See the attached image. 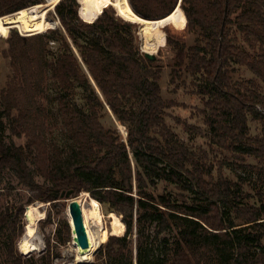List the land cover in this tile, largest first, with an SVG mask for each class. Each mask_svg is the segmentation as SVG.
Returning a JSON list of instances; mask_svg holds the SVG:
<instances>
[{"label": "trees", "instance_id": "1", "mask_svg": "<svg viewBox=\"0 0 264 264\" xmlns=\"http://www.w3.org/2000/svg\"><path fill=\"white\" fill-rule=\"evenodd\" d=\"M44 2L0 0V17ZM178 2L129 0L148 19ZM79 8L61 0L58 27L2 40L0 172L25 186L28 205L88 192L121 216L126 233L99 248L98 264H264V0H182L180 17L163 28L174 53L169 83L202 102L208 150L167 124L176 104L164 97V68L141 51L137 25L110 6L90 23ZM24 211L0 215L9 264H32L17 250Z\"/></svg>", "mask_w": 264, "mask_h": 264}, {"label": "rangeland", "instance_id": "2", "mask_svg": "<svg viewBox=\"0 0 264 264\" xmlns=\"http://www.w3.org/2000/svg\"><path fill=\"white\" fill-rule=\"evenodd\" d=\"M48 0H45L43 4H46ZM81 10L80 1L77 0ZM114 10V6H110ZM56 8V7H55ZM14 14V13H13ZM81 14V13H80ZM82 16V15H81ZM80 16V17H81ZM48 17L51 20L59 21L56 18L55 9L51 10L48 13ZM83 18V17H82ZM84 19V18H83ZM85 20V19H84ZM87 21V20H85ZM89 22V21H87ZM59 26V25H58ZM57 26V27H58ZM175 28H178L174 25ZM161 30L166 33L163 28ZM16 31L19 35L29 37L33 35H26L21 33L16 28H8L5 30L3 34H0V51L4 47L3 39L11 36L12 32ZM9 32L7 35L6 33ZM6 35V36H5ZM140 39V47L143 52V48L141 46ZM157 63H159L163 68V76H162V87L164 92V97L170 101H174L176 106L170 110H168V116L166 118L167 124L171 126V128L186 142H188L194 148H205L208 147V133L206 128L203 126L201 117H200V109L202 108V102L200 99L192 92L188 90H180L175 92L173 85L171 86L169 83V68L168 64L174 57V53L171 48L166 44L165 47L160 48L156 53ZM8 71L7 63L3 59L0 54V82L3 81L4 76ZM247 77H252V75L247 71L242 72ZM184 122L192 125V132L185 130ZM256 128V124L253 125ZM118 128L122 132L124 138H126L127 133L125 129L118 125ZM58 138L62 140H66V136L62 131L59 130L57 125ZM256 132V131H255ZM7 140L10 141L9 133H7ZM23 141L18 140L16 143L20 144ZM215 155H211V159H214ZM227 175L233 176L237 178V174H241L243 176V171L237 169V173L234 170L225 169ZM255 178V177H254ZM164 184H160V191L164 188ZM30 192L23 186L18 179L12 175L8 170L4 169L0 172V215L6 210L10 209L13 206L19 207L20 205H24L25 211L22 217L21 222H19V227H23V234L17 240V250L20 255L24 258H30L32 264H41L43 257H49L47 262L48 264H98L96 261V254L105 243H103L94 253L93 259L91 262L82 263L77 260L75 245L73 243V237L70 229V233L68 234L65 231V225L69 226V214H68V202L60 200L55 204L51 203H43L40 201H36L30 205H28V200L30 198ZM91 195L89 197L85 196V194H81L79 197L82 201L88 202L85 203L86 208H90L91 203ZM93 198V197H92ZM96 200V199H95ZM98 201V200H97ZM100 203V202H99ZM103 218H102V226L105 227L106 230L110 232L109 237L117 234H112L113 229V218L111 217V212H106L105 207L100 203ZM32 206L40 207V211L44 214V219H42L39 223L36 224V232H38V236L40 240H42V248L39 252L31 253L30 255H25L21 250V242L23 240L24 235L27 233V229L29 226L28 221V209ZM117 214V213H116ZM121 218V216H120ZM122 220V218H121ZM70 228V226H69ZM95 224H93V229H95ZM126 233V228L124 229V233L120 234L121 236ZM151 234V241L153 239V235ZM8 231H0V264H9L7 262V240H8ZM170 236V235H169ZM108 237V239H109ZM107 239V240H108ZM134 250L136 247V235H134ZM149 253L152 258H157L162 251V247L159 243L150 244Z\"/></svg>", "mask_w": 264, "mask_h": 264}, {"label": "bare ground", "instance_id": "3", "mask_svg": "<svg viewBox=\"0 0 264 264\" xmlns=\"http://www.w3.org/2000/svg\"><path fill=\"white\" fill-rule=\"evenodd\" d=\"M81 4L80 13L82 17L91 22L99 16L106 7L114 6L118 14L126 20L136 21L142 25V48L145 52L156 53L160 48L166 46V36L161 30V26L166 21H173L180 17L181 7L167 18L163 20H147L138 16L132 9L129 0H79ZM59 0H48L46 4H38L29 8L18 11L14 14L0 17V34H3L8 28H16L26 35L44 33L49 28L57 25V21L51 20L48 13L55 8ZM85 196L89 197V193L85 192ZM88 202V200H87ZM85 201V203H87ZM82 212L85 223L87 224L91 239L93 241V251L84 256L80 255L78 248L75 246L77 260L86 263L91 262L95 251L104 242L107 241L110 232L102 226L103 213L99 201L91 197L90 208L87 209L84 201H82ZM40 207L32 206L28 209L29 226L27 233L21 242V250L25 255L39 252L42 248V240L36 232V224L44 219V214L40 211ZM69 214V213H68ZM113 218L112 234H123L125 224L116 212H111ZM70 218V214H69ZM95 224V229H93Z\"/></svg>", "mask_w": 264, "mask_h": 264}, {"label": "water", "instance_id": "4", "mask_svg": "<svg viewBox=\"0 0 264 264\" xmlns=\"http://www.w3.org/2000/svg\"><path fill=\"white\" fill-rule=\"evenodd\" d=\"M60 1L61 0H59V2ZM181 2H182V0H179L177 6L174 8V10L169 15H167L165 17H162V18H159V19H148L146 17H143V16L139 15L133 8L132 9L138 16H140L143 19H147V20H163V19H167L176 10V8L178 6L181 7ZM115 11H116L117 16L121 17L123 20L131 22V23L137 25L138 34H139L140 39L142 41V35H141L142 25L139 24L136 21L126 20L125 18H123L122 16H120L118 14L116 9H115ZM79 15L81 16L80 11H79ZM99 16H97L90 23H93L94 21H96ZM81 18H82V16H81ZM57 23H58L57 25H55V26H53V27H51L49 29H54L58 25H60V21H58ZM169 24H171V21H166L161 26V28H164L165 26H167ZM36 34H40V33H36ZM36 34H31V35H36ZM141 46H142V42H141ZM143 53L145 54L146 58H148L150 60H156V56H155L154 53L145 52L144 50H143ZM65 201L68 202V213L70 214L69 226H70L72 237H73V243L78 248L79 254L84 256V255L89 254V253H91L93 251V241L91 239L90 230H89V228H88V226H87V224L85 223V220H84V216H83V212H82V206H83L82 200L80 198H69V199H66Z\"/></svg>", "mask_w": 264, "mask_h": 264}]
</instances>
